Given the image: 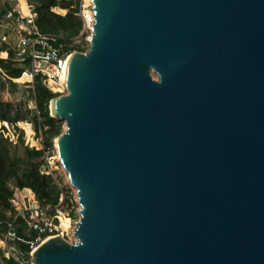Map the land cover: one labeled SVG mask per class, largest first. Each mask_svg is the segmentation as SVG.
<instances>
[{
    "label": "water",
    "instance_id": "1",
    "mask_svg": "<svg viewBox=\"0 0 264 264\" xmlns=\"http://www.w3.org/2000/svg\"><path fill=\"white\" fill-rule=\"evenodd\" d=\"M92 3L50 113L76 242L33 264H264V0Z\"/></svg>",
    "mask_w": 264,
    "mask_h": 264
},
{
    "label": "trees",
    "instance_id": "2",
    "mask_svg": "<svg viewBox=\"0 0 264 264\" xmlns=\"http://www.w3.org/2000/svg\"><path fill=\"white\" fill-rule=\"evenodd\" d=\"M22 1V0H20ZM30 6L35 8L37 25L46 34L62 37L66 41L81 37V42L76 45L77 52L85 53L84 23L78 16L82 0H27ZM14 4V3H13ZM67 11L65 16L56 15L53 10ZM1 53H8V59L0 58V135L7 141L16 138L10 126L19 125L21 122L31 121L38 133L39 139H43L46 147L53 148L54 141L63 134V124L51 117L50 103L59 96L49 91L39 79L30 83L29 87L36 110L31 111L27 107L18 109V105L6 98L7 87L16 88L13 82L25 83L27 77L23 76L24 68L14 61V52L6 46L0 48ZM24 145V141H21ZM45 166L44 153L35 148L25 147L23 155H20L12 144H5L0 139V218H6V223L12 220L16 212L11 200L15 190H30L40 205L49 210H55L62 206L61 199L64 196V204L70 210V218H77L76 203L67 195L61 180L55 173L47 175L43 172ZM10 214V216H9ZM56 216V214H50ZM70 221L62 216L61 226L64 221ZM18 234L26 242L36 237V233L27 231L22 219L18 220ZM17 255L7 258L0 249V264H32L31 248L29 244L18 243Z\"/></svg>",
    "mask_w": 264,
    "mask_h": 264
},
{
    "label": "built area",
    "instance_id": "3",
    "mask_svg": "<svg viewBox=\"0 0 264 264\" xmlns=\"http://www.w3.org/2000/svg\"><path fill=\"white\" fill-rule=\"evenodd\" d=\"M78 16L84 23V32H90L95 22L92 1L82 0ZM0 22L5 23L14 34V61L24 68L23 76L32 83L39 79L49 91L63 96L67 92L65 80L69 63L77 53L75 47L81 39L66 41L60 36L43 33L37 25L35 8L30 6L27 0H0ZM5 54L8 59V53ZM35 149L44 153L43 172L47 175L54 174V165L60 162L57 157L56 141L51 149L46 147L43 139H40L39 148ZM64 199L63 196L61 202ZM11 204L16 215L6 223V233L3 240H0V249L4 250L7 258L17 255L18 243L29 244L32 255L47 240L66 238L68 231L50 216L57 213L59 217L56 219L60 220V216H63L62 206L55 210L45 209L30 190H15ZM19 219L25 223L27 231L36 233V237L29 242L18 234Z\"/></svg>",
    "mask_w": 264,
    "mask_h": 264
},
{
    "label": "rangeland",
    "instance_id": "4",
    "mask_svg": "<svg viewBox=\"0 0 264 264\" xmlns=\"http://www.w3.org/2000/svg\"><path fill=\"white\" fill-rule=\"evenodd\" d=\"M86 1H91V0H86ZM53 12L56 15L60 16H65L67 14V11L63 10H58L55 9ZM92 32H83L82 35H85V43L87 44L86 47V52L88 51L89 48V40L91 37ZM81 39V37H79ZM7 47L8 49L12 50L15 47V37L14 34L7 28V25L5 23L0 22V48L2 47ZM85 52V53H86ZM1 59H6V54L1 53L0 54ZM153 77L157 80V76L153 73ZM30 79L27 78V82L25 83H20V82H15L13 81L17 87H7L6 89V98L10 100L12 103L18 105V109H21L22 107H27V109L31 111L36 110V106L34 101L32 100V94L31 90L29 87V84L32 82H29ZM67 95V92L63 95ZM61 123V122H60ZM63 124V132H65V125ZM12 134L16 137L11 141H7L5 136L0 135V139H2L5 144H12L13 149L16 148V150L19 152L20 155H23L25 147L29 148H39V136L36 131V128L34 124L31 121L28 122H21L19 125H12L10 126ZM21 141H24V145L21 144ZM54 170H55V175L58 177L61 182L63 187L66 189L67 195L70 199H72L76 205L78 206L77 208V218L72 219L70 218V210L68 209V206L64 204L65 199L62 201V208L61 212L64 217L68 218L70 221L65 220L63 226L66 227V229H63L65 231H68V234L66 235L65 240L69 243H74L76 242V238L74 236V231L76 228V224L80 221V216H79V211H80V206L78 205V197H77V192L75 188L71 185L68 176L61 164V162H56L54 165ZM26 193H24L25 195ZM56 217H59V215L56 213V216H52L53 219H55L57 222H60V220L56 219ZM62 216H60L61 218ZM5 221H7L6 218H0V240H3V237L5 235L4 233V227H5ZM1 247V243H0ZM4 251V250H3ZM33 264V262L31 261Z\"/></svg>",
    "mask_w": 264,
    "mask_h": 264
},
{
    "label": "bare ground",
    "instance_id": "5",
    "mask_svg": "<svg viewBox=\"0 0 264 264\" xmlns=\"http://www.w3.org/2000/svg\"><path fill=\"white\" fill-rule=\"evenodd\" d=\"M92 1V0H91ZM53 112H54V101L52 102L51 104V107H50V113L53 115ZM56 141V146H57V143H58V139L55 140ZM58 157V155H57ZM59 158V157H58ZM64 229H66V227L62 226Z\"/></svg>",
    "mask_w": 264,
    "mask_h": 264
}]
</instances>
